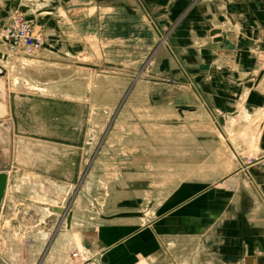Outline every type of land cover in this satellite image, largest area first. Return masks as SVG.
Wrapping results in <instances>:
<instances>
[{
	"label": "rangeland",
	"instance_id": "rangeland-1",
	"mask_svg": "<svg viewBox=\"0 0 264 264\" xmlns=\"http://www.w3.org/2000/svg\"><path fill=\"white\" fill-rule=\"evenodd\" d=\"M71 1L0 0V17L24 15L43 40L38 51L19 48L10 52L3 67L6 77L9 72L10 76L5 85L8 114L0 119V170L8 173L0 217V264H43L54 239L60 246L52 250L50 261L48 258L44 264L58 260L71 264L73 250L86 259L90 255L80 242L78 229L95 223L115 206L136 200L141 194L146 205L144 213L151 214L155 202L180 176L204 174L202 166L218 174L231 164V159L252 160L251 136L246 131L255 115L246 121L232 120V124L220 114L213 112L216 117L212 120L181 106L198 105L188 84L190 79L187 82L182 71L189 75L190 67L180 63L178 53L179 65L169 71L161 46L167 47L170 36L183 26L190 37V19L209 22L211 26H222L240 44L252 48L250 53L244 50L242 54L254 56L256 65L261 57L254 48H264V0H168L159 10L161 14L169 11L172 19L160 15L165 23L162 30L153 19L161 32L144 58L128 66L112 67L106 63L83 66L81 61L97 60L87 45L89 36H82L84 48L56 47L64 39L62 35L78 38L69 34L75 30L76 21L95 12L88 1ZM111 1L116 5L125 0ZM58 57H62L60 61ZM64 58L79 64L65 66ZM87 69L94 70L92 81ZM243 72L249 81L231 88L238 92L237 103L242 102L239 98L245 90L248 96L264 97L263 70L255 66ZM155 74L183 84L161 83ZM76 92L83 96H64ZM215 122L226 127L224 136L214 127ZM208 123L213 129L206 127ZM219 140L223 145L218 144ZM224 152L229 154L227 162L221 157ZM42 199L56 205L63 202V208L49 216L53 226L47 241L37 231L43 229L42 224L35 227L32 222L33 216L38 222L49 218L40 204ZM69 211L74 215L73 234H66V221L62 222Z\"/></svg>",
	"mask_w": 264,
	"mask_h": 264
},
{
	"label": "crops",
	"instance_id": "crops-1",
	"mask_svg": "<svg viewBox=\"0 0 264 264\" xmlns=\"http://www.w3.org/2000/svg\"><path fill=\"white\" fill-rule=\"evenodd\" d=\"M86 1L95 7L94 14L77 20L75 30L69 32L70 36L81 38L71 39L62 35L64 39L55 44L61 50H76L84 48L82 36H89L87 45L97 60L88 62L90 64L81 61L83 66L98 67L102 63H106L107 67L128 66L135 60L141 61L156 43L165 24L160 15H168L172 19L169 11L165 10V14H161L159 10L165 8L168 0H143L144 3L140 4L125 0L123 4L116 5L111 0H83ZM153 19L161 30L156 28ZM202 21L206 22L204 18ZM58 27L61 35L63 32ZM183 28L170 36L167 47L161 46L165 51L162 57L166 59L169 71L179 65L178 53L180 63L190 67L189 75L186 70L182 71L186 81L190 79L188 84L194 91L198 105L184 103L181 106L190 108V112L206 114L212 120L216 117L213 112L223 117L236 112L239 104L244 106L250 112V117L255 115L251 125L255 127L251 133L247 130V135L251 136L249 147L253 151L250 155L252 160L231 159V164L228 167L225 165L218 174L202 166L204 174L180 176L155 202L151 214L144 213L146 205H143L141 194L136 200L128 199L115 206L95 223L80 228V242L90 255L86 257L87 260L99 264H264V97L248 96L249 91L245 90L239 98L242 102L237 103L238 92L231 89L234 84L249 81L243 69L251 71L256 66L264 72V48H254L261 57L255 65L254 56L242 54L244 50L250 53L252 48L240 44L222 26H211L209 22L203 24L190 19V37L185 35ZM213 28L226 34L234 48L218 49L212 41L214 36L210 35ZM65 31L67 33L70 30ZM218 36L216 34L214 38ZM68 39L75 43H69ZM46 46L49 45L45 43ZM61 58L58 57L57 61ZM65 60L62 61L63 65L66 63L65 66L79 64L74 60ZM0 68L3 69L1 65ZM2 73L1 120L8 114L7 77ZM155 77L161 83L171 81L183 84L165 75ZM89 78L87 76V81ZM261 79L264 84V76ZM261 93L263 96L264 86ZM64 96L79 98L83 95L76 92ZM190 100H193V96ZM258 110H263L262 114H258ZM205 125H210L209 130L213 129L211 123ZM214 127L218 132L226 128L219 122H215ZM253 141L256 143L255 148ZM217 142L222 143L220 140ZM228 155L224 152L221 156L226 159L225 162L227 158L230 159ZM38 231L40 234L43 232ZM52 242L53 247L51 244V249L49 247L44 254L43 264L51 257L52 250L60 246L57 239ZM58 261L53 264L63 263Z\"/></svg>",
	"mask_w": 264,
	"mask_h": 264
},
{
	"label": "built area",
	"instance_id": "built-area-1",
	"mask_svg": "<svg viewBox=\"0 0 264 264\" xmlns=\"http://www.w3.org/2000/svg\"><path fill=\"white\" fill-rule=\"evenodd\" d=\"M43 40L39 33H35L30 25L25 20L24 15L20 13H13L8 18L0 17V51L9 55L19 48L27 51H38L42 48ZM6 199V191L4 200L0 206V217L3 205ZM66 221V217L62 222ZM66 225V222H65ZM71 264H99L97 262L83 258L77 251L71 253Z\"/></svg>",
	"mask_w": 264,
	"mask_h": 264
},
{
	"label": "bare ground",
	"instance_id": "bare-ground-1",
	"mask_svg": "<svg viewBox=\"0 0 264 264\" xmlns=\"http://www.w3.org/2000/svg\"><path fill=\"white\" fill-rule=\"evenodd\" d=\"M222 34V33H221ZM221 34H219L220 36H221ZM220 36H218V37H220ZM1 52V51H0ZM2 53V52H1ZM3 55H5V53H2ZM23 58V57H22ZM26 59V58H25ZM8 60V55H5V56H1L0 57V65L2 66V67H5L6 65H5V63H6V61ZM35 60V59H34ZM8 68V67H7ZM79 69L81 68L80 66L78 67ZM83 69V68H82ZM87 71L89 72V76L91 77L92 76V74H93V71L94 70H92V69H87ZM12 74V73H11ZM14 74V73H13ZM10 76V72H9V74L7 75V78ZM15 77V76H14ZM14 77H13V79H14ZM18 78V77H17ZM90 80V79H89ZM88 80V81H89ZM19 83V82H18ZM31 84V83H30ZM11 85H12V83H11ZM27 85H29V84H27ZM34 85V84H33ZM33 85H31V86H33ZM14 86V85H13ZM18 86H19V84H18ZM21 87V86H20ZM28 87V86H27ZM23 88V87H22ZM31 88V87H30ZM90 88V87H89ZM40 90H42V89H40ZM17 91V90H16ZM44 91H45V89H44ZM48 91V90H47ZM18 92V91H17ZM263 111V110H262ZM262 111L261 110H258L257 112H258V114H262ZM257 115V114H256ZM252 116V115H251ZM260 117H261V115H260ZM246 119H250V112L244 107V106H242L241 104H239L238 105V108H237V111L236 112H234V113H227L226 115H225V120L227 121V122H231L232 120H236V121H242V120H245L246 121ZM263 119V118H262ZM258 121V120H257ZM260 122V121H259ZM232 124H233V121L231 122ZM234 123H235V121H234ZM256 123V122H255ZM257 124V123H256ZM255 124V125H256ZM259 126V125H258ZM248 127V126H247ZM253 127H255L254 126V124H253V126H251V125H249V127L247 128V130H248V132L249 133H251L252 132V130H253ZM228 130V129H227ZM259 130V129H258ZM224 131H226V128H224V130L222 129V130H220L219 131V134L221 135V136H224L225 134H223V132ZM247 132V131H246ZM256 132V131H255ZM258 133V132H257ZM256 133V134H257ZM218 134V135H219ZM253 134V133H252ZM254 139V138H253ZM257 141V140H256ZM252 145H253V148H255L256 147V143H255V141H253V143H252ZM231 146V145H230ZM257 148H259V147H257ZM7 182H8V179H7ZM7 191H8V183H7V186H6V194H7ZM43 201H41V203L40 204H42L43 205V207L45 208V210H46V212H47V217L46 218H48L49 216H51V215H53V216H55L56 214H57V212L59 211L58 210V208L60 209V208H63L62 206H63V202H62V204H59V205H56V204H50V203H47V199H42ZM40 201V200H39ZM52 201V200H51ZM39 203V202H38ZM59 206V207H58ZM55 208H57V209H55ZM31 213V212H30ZM32 215V214H31ZM72 217H73V213H72ZM49 219H50V217L48 218V219H45L44 221H39L38 222V219H36V217H32V222L35 224L34 226L35 227H37V226H40L41 224V226H43V229H40V228H38L37 229V231L38 230H40L42 233H41V238H42V240L43 241H47L48 240V238L50 237L51 238V236H52V234L50 233V230H51V228H52V221H49ZM27 224V223H26ZM73 230H74V226H73V223L70 221V223L67 225L66 224V234H73ZM78 230H81V229H78ZM39 232V231H38ZM75 233V232H74Z\"/></svg>",
	"mask_w": 264,
	"mask_h": 264
},
{
	"label": "water",
	"instance_id": "water-1",
	"mask_svg": "<svg viewBox=\"0 0 264 264\" xmlns=\"http://www.w3.org/2000/svg\"><path fill=\"white\" fill-rule=\"evenodd\" d=\"M216 34H221V31L218 28H213L210 31V35L215 37ZM212 38L213 43L219 48L223 49H233L234 44L227 38L226 34L222 33L220 37ZM215 46V47H216ZM5 56L0 52V57ZM3 72V73H2ZM0 73L4 74V70L0 68ZM5 88V87H4ZM3 88V90H4ZM4 95V94H3ZM7 179H8V173L6 170H0V206L3 203L4 200V195L6 191V186H7ZM60 211V209L58 208ZM72 218V213L69 211V213L66 216V224L68 225L71 221Z\"/></svg>",
	"mask_w": 264,
	"mask_h": 264
}]
</instances>
